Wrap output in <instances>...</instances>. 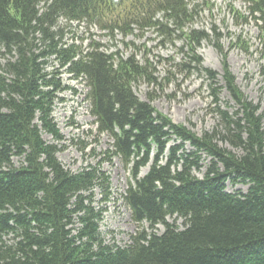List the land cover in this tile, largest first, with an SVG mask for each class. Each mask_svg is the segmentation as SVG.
Here are the masks:
<instances>
[{
  "label": "trees",
  "instance_id": "trees-1",
  "mask_svg": "<svg viewBox=\"0 0 264 264\" xmlns=\"http://www.w3.org/2000/svg\"><path fill=\"white\" fill-rule=\"evenodd\" d=\"M245 1L264 52V0ZM197 8L194 0H0V264H264V115L237 87L219 44L223 85L203 67L196 47L222 34L188 26ZM73 22L95 23L111 36L146 27L164 42L182 36L188 49L175 66L209 78L213 129L198 135L141 100L133 87L157 83L152 62L107 52L95 40L86 50L66 42ZM62 73L88 87L98 134L112 138L107 151L129 172L123 199L139 228L123 246L105 243L102 208L92 202L96 185L108 199V176L99 166L64 168L61 148L42 138L62 139L52 115L67 88ZM221 88L233 112L217 105Z\"/></svg>",
  "mask_w": 264,
  "mask_h": 264
},
{
  "label": "rangeland",
  "instance_id": "rangeland-1",
  "mask_svg": "<svg viewBox=\"0 0 264 264\" xmlns=\"http://www.w3.org/2000/svg\"><path fill=\"white\" fill-rule=\"evenodd\" d=\"M194 2L198 4L197 14L191 26H188L204 30L211 35V28L214 27L222 34L218 41L214 38L211 41L202 40L196 47L203 67L216 71L217 86L223 85V57L216 47V44H219L226 52V63L237 87L246 99L260 106V112L264 115V52L259 28L248 10L249 3L245 0ZM43 3L44 0H40V6ZM238 13L248 16V20L240 19ZM64 40L75 41L81 45L82 50H86L90 41L95 40L99 41L101 48L107 52L118 50L122 56L134 52L140 61L146 57L154 66L152 72L157 78V83L149 85L141 80L133 87L135 94L141 100L150 102L157 111L166 114L174 123L185 125L198 135L206 130L211 131L215 126L209 78L197 67H191L190 73L187 74L175 66L176 62L186 57L188 49L182 36L176 37L173 43L164 42L163 35L148 27L143 31L134 28L125 37L115 30L111 36L95 23L73 22L65 28ZM3 62L4 58L0 53V63ZM57 77L62 85L67 86L63 92L58 93L52 113L62 139L57 141L45 132L42 133V138L47 143L56 144L61 148L57 158L64 168L75 173L89 166H99L108 176V199L103 200L105 192L101 186L96 185L93 188L92 202L95 208H102L99 229L105 243L123 246L129 242L130 235L139 228L123 199L130 180L129 172L119 157L108 153L112 138L105 132L98 134L97 124L89 112V103L86 100L88 87L68 73ZM217 105L231 112L234 110L230 94L224 88H221L218 94ZM218 143L222 144L220 140ZM185 147L191 150L188 144ZM13 162L17 166L19 159L14 158ZM148 168L149 166L142 168L141 174H145ZM196 174L201 175L199 172ZM237 187L242 190L246 188L244 185ZM228 189L234 190L230 185ZM168 221L179 228L183 227L181 219L168 218ZM143 227L150 230L146 222ZM163 230V225L158 224L157 231Z\"/></svg>",
  "mask_w": 264,
  "mask_h": 264
}]
</instances>
